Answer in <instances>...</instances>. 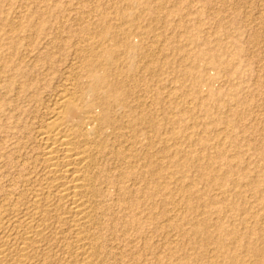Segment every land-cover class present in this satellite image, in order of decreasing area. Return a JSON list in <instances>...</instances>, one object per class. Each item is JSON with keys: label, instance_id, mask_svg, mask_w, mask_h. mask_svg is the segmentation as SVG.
Segmentation results:
<instances>
[{"label": "rangeland", "instance_id": "obj_1", "mask_svg": "<svg viewBox=\"0 0 264 264\" xmlns=\"http://www.w3.org/2000/svg\"><path fill=\"white\" fill-rule=\"evenodd\" d=\"M94 70L122 83L130 108L114 114L148 119L140 142L127 131L148 154V176L124 184L137 205L117 183L96 198V264H264V0H0V236L43 178L38 126L73 89L84 105L102 96ZM61 219L34 264L63 263Z\"/></svg>", "mask_w": 264, "mask_h": 264}, {"label": "bare ground", "instance_id": "obj_2", "mask_svg": "<svg viewBox=\"0 0 264 264\" xmlns=\"http://www.w3.org/2000/svg\"><path fill=\"white\" fill-rule=\"evenodd\" d=\"M101 59L102 58L100 57V60ZM96 61L98 62V64L100 63L97 59ZM101 62L103 63L102 60ZM104 62H105V59H104ZM87 66L89 65L87 64ZM114 77L115 76H113V78ZM110 79H111V75L109 72L107 76L101 77L98 74H96L94 70L93 71V85H92L93 89L96 92L98 90H102L103 95L98 96L100 95L98 92L94 93V94H98L97 95L98 97H96L94 101L92 100V103H90L89 105H84V104H81L82 99L80 100V98H82V96L79 97L80 94H78L77 96L79 97V99L75 97L76 93L74 94L75 96L71 95V92L74 90V89L72 90L71 88L72 90L70 92L71 96L66 95V94L62 97L59 96V99L54 103L53 107L52 108L50 107L51 109L48 112H46L47 117L45 116L46 119L45 120L43 119L44 121L42 124L40 123L41 124L40 127L38 126L39 129L37 131L35 130L37 132L36 138L38 139L40 146H41L40 156H41V160L43 164V178L40 179V182L38 183V185L35 184L37 186H35L34 188L32 187L33 185L32 186L30 185L33 190H32V196L30 195L31 196L30 198L31 206H30L29 211L26 209L28 212H26L25 210L26 213L22 214L23 216L20 215L21 217L18 219V221H15L16 218H13L15 219L14 222L18 223L17 225L15 224L14 227L11 224L13 229H9V227L7 229H3V232L0 236V264H34L35 254L38 253L39 250H42L44 246L47 244V242L54 241L55 238L57 239V237L55 238L53 237V234H54L53 230L55 228H58L56 226L62 222L61 217L63 219L66 218V221L67 219H69L67 223L71 229L69 230L72 231L71 232L72 237L69 236V238L71 237V240L68 238L69 241H66L67 243L66 242L64 243L66 244L65 254L67 256L65 255V258H63V260H60L61 262L59 261L58 263L63 262L62 264H72L75 262L76 264V261L80 260L79 262L82 264H96L95 256L97 253L96 251H98L99 249H98V246H96L93 243L94 236H95L94 233L92 232L89 233V231L93 226L94 220L96 221V219H94L95 217L94 213L98 209L97 208L98 205L96 206V198L99 195H101V192H104V190L102 191L104 185H108L110 187V184L112 185L114 184L116 185V183L117 185L119 184L120 186L119 185L118 186L120 188H118L117 186L116 187L118 189H122L121 191L124 195V198H123L124 201L123 200L122 201H123L124 206L130 209L131 206L137 205L138 199L133 193L135 188L132 191V189L130 190L128 188H125L128 186L124 184L126 183L125 181H130V180L131 181L136 180L137 182V179H138L137 183H139L141 179L144 181V179L148 176V171H146V164L144 163L146 162L148 158V154H144L143 156L147 155V158H144L140 156V154L142 153L139 154L138 151L137 153H135L134 150L136 149L132 150V148L135 145H133V147L131 146L130 144L131 139H129L127 131L129 130L133 131L135 133L134 139L135 138L136 140L139 139V137L143 135V132H146L142 129L147 124L148 119H146L147 116L145 117L146 114L140 113V115H136L137 113L133 114V112L130 113L128 111L132 115L130 117L129 116L126 117V118H129L128 119L129 121H127V124H126L124 116H120L119 114H118L119 116H117L116 114H114L115 112L113 110L115 106L121 105L122 107L120 106V108L122 109L123 108L128 109L130 107L127 106L128 105L127 104L128 100L126 102L127 96L126 97L123 96L121 92V90H123L124 88L121 89L122 83H120V80H119L120 84H118L117 82H112ZM124 87H126V85ZM125 89L127 90V88ZM66 91L68 92L69 90L67 89ZM66 91H64V93H67ZM78 92H81V91H78ZM83 93L84 92H82V94ZM123 97L126 98L125 101ZM123 101L126 102L127 105H125ZM131 109L134 110L135 108H131ZM117 110H118V107H117ZM137 112L139 113V111ZM119 113L121 112L119 111ZM131 136L132 135H130V138ZM140 139H139V142L141 141ZM143 139H146V138H143ZM143 144L141 146H144ZM108 159H111V162L112 160L115 161L114 165H115L116 173H114V175L116 176H114L112 173L115 171L113 168H112L113 171L111 169H108L109 172L112 171L111 172L112 175L105 174V173H108L106 172L108 164L109 165L111 164L110 162H107ZM112 166H109V167H112ZM132 184L135 186L134 183ZM6 215H3L4 218ZM9 217L7 219H9ZM7 219H3V220L6 221ZM1 220L0 222H2ZM132 222L137 225L141 224L140 220L136 218L135 216H132ZM7 223H11V222H7ZM198 225L199 224H197V226ZM7 226H9V224ZM209 228H210L209 225L206 224L202 227L201 231L206 236V238L210 241L211 235H210ZM59 230H61V228ZM94 230H96V228ZM232 234H233L234 240L239 239V236L237 234H234V233ZM65 239H63V241ZM217 243H216L217 248L221 250V252H224L226 249L225 240L224 239L220 240ZM241 246L242 245H240V247ZM47 251L48 253H47L46 258L47 260H50L52 262L53 255L49 253V250H46V252ZM98 254H100V252ZM227 259L231 261L233 264H243L244 263V260H242V258H240L237 253L228 254ZM36 262H37V259H36Z\"/></svg>", "mask_w": 264, "mask_h": 264}]
</instances>
